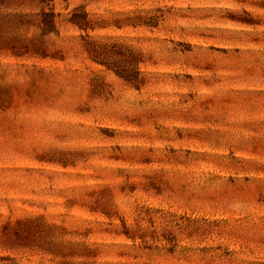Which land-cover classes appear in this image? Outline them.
Returning a JSON list of instances; mask_svg holds the SVG:
<instances>
[{
	"label": "rangeland",
	"instance_id": "1",
	"mask_svg": "<svg viewBox=\"0 0 264 264\" xmlns=\"http://www.w3.org/2000/svg\"><path fill=\"white\" fill-rule=\"evenodd\" d=\"M0 264H264V0H0Z\"/></svg>",
	"mask_w": 264,
	"mask_h": 264
}]
</instances>
